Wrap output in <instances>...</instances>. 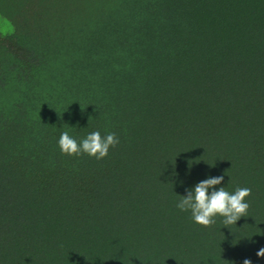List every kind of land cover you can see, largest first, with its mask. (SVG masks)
<instances>
[{
    "label": "trees",
    "instance_id": "16d2710c",
    "mask_svg": "<svg viewBox=\"0 0 264 264\" xmlns=\"http://www.w3.org/2000/svg\"><path fill=\"white\" fill-rule=\"evenodd\" d=\"M64 131L119 144L68 156ZM219 175L252 189L249 216L203 227L176 205ZM261 247L264 0H0V264H264Z\"/></svg>",
    "mask_w": 264,
    "mask_h": 264
},
{
    "label": "clouds",
    "instance_id": "9594fccd",
    "mask_svg": "<svg viewBox=\"0 0 264 264\" xmlns=\"http://www.w3.org/2000/svg\"><path fill=\"white\" fill-rule=\"evenodd\" d=\"M117 144L119 137L114 132L102 136L99 131H93L78 141L68 131H64L58 140L63 154L77 157L87 154L97 160L105 158L110 147H115ZM223 180L224 176L219 175L199 181L194 188L186 190V195H181L176 206L181 211H190L194 222L203 227L210 228L214 225L217 216L223 218L224 226L236 224L241 217L249 216L250 203L247 198L251 196L252 189L237 187L234 192L227 191L225 187L217 189L215 186L220 185ZM209 189H212L211 192ZM256 255L264 257V247H261ZM243 264H252V261L245 259Z\"/></svg>",
    "mask_w": 264,
    "mask_h": 264
}]
</instances>
